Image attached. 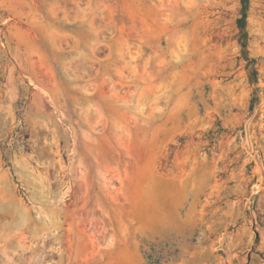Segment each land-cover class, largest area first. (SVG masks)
Listing matches in <instances>:
<instances>
[{
	"label": "rangeland",
	"instance_id": "374dc122",
	"mask_svg": "<svg viewBox=\"0 0 264 264\" xmlns=\"http://www.w3.org/2000/svg\"><path fill=\"white\" fill-rule=\"evenodd\" d=\"M0 0V264H264V0Z\"/></svg>",
	"mask_w": 264,
	"mask_h": 264
},
{
	"label": "trees",
	"instance_id": "16d2710c",
	"mask_svg": "<svg viewBox=\"0 0 264 264\" xmlns=\"http://www.w3.org/2000/svg\"><path fill=\"white\" fill-rule=\"evenodd\" d=\"M251 8V0H240V8L237 17V25L240 30L239 41L242 46V54L246 60V68L250 81L255 85V91L250 101L249 114L247 116V122H254L257 118V108L260 102V86H259V69L258 58L252 57L249 52V40L250 34L248 31V16Z\"/></svg>",
	"mask_w": 264,
	"mask_h": 264
}]
</instances>
